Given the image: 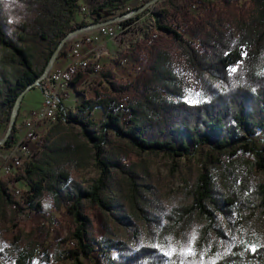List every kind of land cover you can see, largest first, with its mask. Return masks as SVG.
Instances as JSON below:
<instances>
[{
	"label": "trees",
	"instance_id": "16d2710c",
	"mask_svg": "<svg viewBox=\"0 0 264 264\" xmlns=\"http://www.w3.org/2000/svg\"><path fill=\"white\" fill-rule=\"evenodd\" d=\"M197 2L202 10L194 18L193 41L173 26L170 15ZM77 6L78 0H22L16 10L18 18L12 20L5 0H0V124L8 122L20 92L38 84L52 52L71 29ZM148 6L146 12L151 10ZM152 13V26L169 32L175 45L157 46L145 55L147 75L139 86L140 96L127 94L137 85L135 82L110 80L107 93L83 97L76 111L68 113V120L81 124L84 140L53 138L26 170L29 183L36 188L29 207L42 210L39 197L46 191L52 196L54 207L69 220L70 245L62 250L69 264H86L88 258L96 264L161 261L152 247L133 248L131 238H97L92 232L85 208L95 204L105 218L106 210L115 204L108 193L112 184L126 185L132 191L131 201L138 202L140 209L143 201L139 198L147 187L145 169L139 171L135 161L122 160L113 135L139 151H162L172 156L193 154L201 144L208 145L206 167L188 184L186 192L191 203L177 220L188 221L193 210L211 223L243 209L246 174L238 171V157L251 154L252 164H244L246 170L256 168L264 174V140L257 145L253 137L258 131L264 132V0H166ZM87 23L80 21L75 27ZM135 56L142 59L140 53ZM235 66L237 70L233 72ZM81 74L74 75L71 83ZM192 76L227 85L206 100L190 103L183 94ZM123 96L124 105L120 106ZM96 107L102 114L98 123L89 117ZM15 129L14 123L4 146L14 141ZM91 156L96 157L100 173L88 182L78 180L65 167L67 162L85 163ZM5 191L6 184L1 183L0 195ZM258 197L264 210L263 182L259 184ZM13 207L23 208L16 202ZM103 226L106 228V221ZM35 249V244L26 242L17 247L13 262L0 259V264H31ZM112 249L116 250L115 255L110 253ZM214 264H264V236L255 243L237 244Z\"/></svg>",
	"mask_w": 264,
	"mask_h": 264
},
{
	"label": "rangeland",
	"instance_id": "374dc122",
	"mask_svg": "<svg viewBox=\"0 0 264 264\" xmlns=\"http://www.w3.org/2000/svg\"><path fill=\"white\" fill-rule=\"evenodd\" d=\"M146 1L78 0L77 11L71 21L70 30L74 29L80 21L89 23L118 18L128 9L140 6ZM165 1H152L149 7L151 10L141 12L139 17L130 22L124 21L125 18L122 16L123 18L119 21H122L121 26L118 27L113 37L97 34L96 41L93 43L97 45L99 53L92 54L91 57L87 55L91 60L81 72L90 71L98 64L102 65L101 71L95 74L85 73L81 77L77 85L79 91L69 93L56 114L52 115L53 118L37 124L36 131L39 133V141L37 144L34 141L29 142L30 155L25 156V153L17 148L15 156L19 155L22 158V164L15 166L10 173H0V184H6V191L0 195L1 260L13 262L17 247L31 242L36 246L31 264H69L70 260L64 257L62 251L64 247L70 245L69 220L61 210L54 207L52 196L46 191H43L39 197L42 210L29 207L36 188L29 183L26 170L30 161L38 158L45 143L53 138L64 136L66 140H71V138L84 140L81 124L68 120V113L76 111V106L83 97L107 93L110 89V80L135 82L137 85L129 89L127 94L134 98L140 96L139 86L147 75L143 66L145 55L157 46L169 48L175 45L169 32L160 31L152 26L154 22L152 9L163 5ZM5 2L11 19L16 20L18 18L16 10L22 0H5ZM82 5L92 10L91 14L83 12L80 8ZM201 10L202 7L198 2L195 6L184 5L181 10L170 15L171 23L185 38L196 41L194 18L198 17ZM86 30L79 31V35ZM81 37L84 38L85 34ZM87 44L90 42L87 41ZM61 49L62 52L65 51L64 44ZM135 53H140L142 59L136 58ZM123 57L126 58L124 62H122ZM262 61L264 72V53ZM236 70V66L232 68L233 72ZM224 83L192 76L185 87L183 98L190 103L206 100L215 90L225 88L227 84ZM89 117L93 122L98 123L102 117L101 109L94 108L90 111ZM7 123L0 124V138L6 132ZM33 123L34 117H31L27 124ZM18 136L15 134L14 140ZM253 137L257 145H260L264 140V132L258 131ZM112 138L113 144L122 151L124 162L135 161L137 170L145 169L147 187L143 191V197L140 196L143 200L139 198L143 201L142 209L137 204L138 202L131 201L132 191L128 190L126 185L118 183L112 184L108 190L115 204L106 210L105 218L97 205L93 204L85 208L92 222V232L97 238L103 235L126 241L131 238L129 243L133 248L149 246L155 249V255L161 260L159 264H214L225 251L233 250L237 244L255 243L264 236V210L259 204L258 197L259 184L262 182L264 184V174L256 168H253L251 172L246 170L245 166L252 164L251 154L247 153L238 157L241 162L244 159L243 164L238 163V171L246 174V202L243 209L234 212L228 218H216L211 223L192 210L188 221L185 222L183 219L177 220L176 218L191 203L186 189L198 172L205 169L208 145L201 144L193 154L172 156L162 151H139L128 145L120 136L113 135ZM11 162V149L0 144V164ZM65 167L72 176L83 182H88L100 173L97 159L94 156L81 164L67 162ZM217 180L221 185L219 174ZM14 188H20L23 193L14 197L12 191ZM13 202L23 208L15 209ZM168 214L172 217H168ZM105 221L106 228L103 226ZM110 253L115 255L116 250L112 249ZM92 254L93 257L96 256V252ZM86 264L96 263L93 258H88Z\"/></svg>",
	"mask_w": 264,
	"mask_h": 264
},
{
	"label": "built area",
	"instance_id": "2783aa9c",
	"mask_svg": "<svg viewBox=\"0 0 264 264\" xmlns=\"http://www.w3.org/2000/svg\"><path fill=\"white\" fill-rule=\"evenodd\" d=\"M191 5L195 6L196 3H192ZM83 12H87L91 14L92 10L86 8V6H80ZM130 10V9H128ZM127 10V11H128ZM126 11V12H127ZM122 14L125 18L124 21H127L129 15ZM119 16L115 20L99 25L95 28L87 29L83 34L85 37L82 38L79 35L80 33H75L70 36L67 41L64 43V53L66 55L65 62L60 65L53 64V68L49 71L48 76L43 80L38 82V86L42 93V104L39 108L32 109L29 113V116H34V123L27 124V127L24 128L23 132L14 140L11 145L8 146L11 149L12 160L21 159L19 155L15 156V150L17 148L21 149L25 155L29 154V142L34 141L37 142L38 139V131H36V126L39 122H42L47 119L53 118L50 115L51 107H60L62 102L69 96L70 84L74 75L79 72H75V64H82V61L85 58L86 54H90L93 51H97V45L95 42L97 38V34L106 37H113L116 35V30L120 27L121 22H119L123 17ZM133 16V15H131ZM133 17L131 20H134ZM130 20V21H131ZM128 21V22H130ZM119 22V24H115ZM87 41L90 44H85ZM85 46V47H84ZM130 55V54H129ZM125 57L122 58V62L125 61ZM55 63V62H54ZM102 65H95L90 71H83L84 73H99L101 71ZM126 96L121 98L120 106L124 105V100ZM10 166V163L0 164V173L7 169ZM23 191H14V197L20 196ZM27 208V207H26Z\"/></svg>",
	"mask_w": 264,
	"mask_h": 264
},
{
	"label": "water",
	"instance_id": "95a60500",
	"mask_svg": "<svg viewBox=\"0 0 264 264\" xmlns=\"http://www.w3.org/2000/svg\"><path fill=\"white\" fill-rule=\"evenodd\" d=\"M154 1V0H150V1H146L145 3H143L142 5L140 6H137L135 8H132L130 10H128L125 14L131 16V15H134L140 11H142L145 7H147L148 5H150V3ZM114 19L116 18H111V19H105V20H97V21H93V22H89L83 26H79V27H75L74 29L72 30H69L60 40V42L58 43L57 47L54 49V51L52 52L42 74L39 76V78L37 79V81H40V79H42L43 77H45L48 73V71L50 70V68L53 66L56 58H57V55L60 51V49L62 48L63 44L67 41V39L72 36L73 34L75 33H78L79 31H82V30H85V29H90V28H95L99 25H102V24H105V23H109L111 21H113ZM28 90V89H25L23 90L22 92H20V94L17 96L13 106H12V109H11V112H10V117H9V120H8V123H7V127H6V132L5 134L3 135V137L0 138V144H3L5 139L8 137L9 133H10V130L12 128V126L14 125L15 123V119H16V116H17V113H18V110H19V106H20V102H21V99L23 97V94L24 92Z\"/></svg>",
	"mask_w": 264,
	"mask_h": 264
},
{
	"label": "crops",
	"instance_id": "0c3cea01",
	"mask_svg": "<svg viewBox=\"0 0 264 264\" xmlns=\"http://www.w3.org/2000/svg\"><path fill=\"white\" fill-rule=\"evenodd\" d=\"M85 46H87V43L85 44ZM88 57H91V55H89ZM65 59H66V55L64 52H62L57 57L54 64L56 65L63 64L65 62ZM84 74H81L78 80L70 84L69 93L75 90L79 91L77 88L78 87L77 85H78L79 80ZM41 104H42V93H41V90L38 84L24 92L23 97L20 102L16 120H15V128H16L15 134L16 135H20L23 132L24 128H26V124L31 118L29 117L30 111L32 109L39 108Z\"/></svg>",
	"mask_w": 264,
	"mask_h": 264
},
{
	"label": "bare ground",
	"instance_id": "6f19581e",
	"mask_svg": "<svg viewBox=\"0 0 264 264\" xmlns=\"http://www.w3.org/2000/svg\"><path fill=\"white\" fill-rule=\"evenodd\" d=\"M150 7V5L148 6V8ZM147 8V9H148ZM146 9L144 8L142 11H140V12H138L139 14L141 13V12H143V11H145ZM138 15V14H137ZM135 18H137L136 16H135ZM94 53H99L98 51H93L92 53H90V54H86L85 55V58H84V60L82 61V64H75V72H81L82 71V69L83 68H85L87 65H88V63L90 62V58H88L87 57V55H92V54H94ZM52 68H53V66L50 68V70L49 71H51L52 70ZM102 69V68H101ZM49 71H48V73H47V75L45 76V77H43L42 79H40V81H43L47 76H48V74H49ZM59 109V107H51L50 108V115H55L56 114V112H57V110ZM29 117H34V116H29ZM39 141V139H37V142ZM37 142H36V144H37ZM30 155V153L29 154H27V155H25V156H29ZM22 164V158L21 159H14V160H12V162L10 163V166L7 168V169H5V170H3L2 172H4V173H10L11 171H13V168L16 166H19V165H21ZM14 174V173H13ZM22 191L20 188H14V189H12V191L14 192V191Z\"/></svg>",
	"mask_w": 264,
	"mask_h": 264
}]
</instances>
